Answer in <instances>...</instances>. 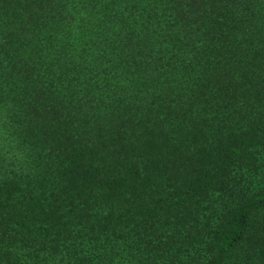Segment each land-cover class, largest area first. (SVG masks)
Segmentation results:
<instances>
[{"label": "trees", "instance_id": "obj_1", "mask_svg": "<svg viewBox=\"0 0 264 264\" xmlns=\"http://www.w3.org/2000/svg\"><path fill=\"white\" fill-rule=\"evenodd\" d=\"M0 264H264V0H0Z\"/></svg>", "mask_w": 264, "mask_h": 264}]
</instances>
